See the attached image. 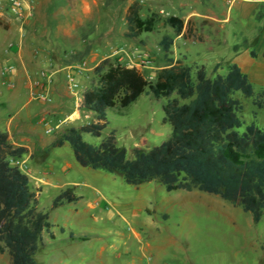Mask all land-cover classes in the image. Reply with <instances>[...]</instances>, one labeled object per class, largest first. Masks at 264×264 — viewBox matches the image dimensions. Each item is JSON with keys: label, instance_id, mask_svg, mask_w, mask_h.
<instances>
[{"label": "rangeland", "instance_id": "374dc122", "mask_svg": "<svg viewBox=\"0 0 264 264\" xmlns=\"http://www.w3.org/2000/svg\"><path fill=\"white\" fill-rule=\"evenodd\" d=\"M128 1L132 0H104L106 6L100 8L102 17L91 45L97 44V35L102 34L101 44L108 41V47L112 49L96 46L95 53L105 52L114 63L137 67L151 81L157 70L177 60L187 65L204 66L211 77L225 74L227 66L235 63L247 74L254 96L264 91V59L261 56L264 49V0H139L141 17L155 11L163 16L194 19L204 41L191 42L176 36L169 50H164L159 42L164 34L173 35V32L161 23L153 32L143 33L136 40L120 34L126 28L124 10ZM80 4L77 0L78 7ZM41 11L43 19L37 28L41 35L40 48L55 42L64 32L77 33L74 28L76 16L68 2L50 0ZM8 28L0 17V31L5 35ZM93 28H86L80 36L87 38ZM120 43L131 47H121ZM251 51L256 57H251ZM8 67L12 68L10 72H6ZM1 69V77L6 81L15 71L11 63ZM93 77L91 72L89 83ZM1 79L0 89L6 95L8 89ZM16 91L19 93L17 100L10 105H0L1 131L10 116L24 113L22 105L28 99L39 101L26 94L27 89ZM234 96L243 106L239 114L243 125L237 130L243 132L251 122L264 129V107L259 108L254 104V98H244L239 92ZM164 102L165 99H155L146 92L123 114L108 110L107 126L100 137L81 133L82 139L98 146L113 131L117 145L125 148L127 157L133 159L138 151L148 150L169 138L171 126L163 122ZM34 103H30L31 108ZM52 117L51 122L38 113L31 119V124L22 125L24 129L39 126L40 135L30 130L17 131V117L12 120L8 128L12 142L21 143L18 139L29 138L27 145L32 155L12 159L11 163L29 177L34 190H39L38 209L48 213L57 238L78 234H98L101 238L67 246L63 251L39 247L35 257L38 264H100V261L103 264H127L132 257L135 264H148L152 258L157 264H264V214L254 224L249 213L215 195L198 190L167 192L157 181L131 186L120 174L81 167L68 143L52 148L51 141L68 127L91 122L92 113L73 103L56 110ZM47 129L51 132L47 133ZM73 185L81 196L80 201L51 208L53 199ZM90 204L94 208H89ZM145 221L157 233L152 238L161 248L156 249L152 257L147 252L134 251V246L126 251V245L133 242L131 230L137 231ZM139 232L142 238L146 237ZM101 246L104 250L100 251ZM0 264H9L6 253L0 254Z\"/></svg>", "mask_w": 264, "mask_h": 264}, {"label": "trees", "instance_id": "16d2710c", "mask_svg": "<svg viewBox=\"0 0 264 264\" xmlns=\"http://www.w3.org/2000/svg\"><path fill=\"white\" fill-rule=\"evenodd\" d=\"M124 1V0H121ZM108 2V1H107ZM108 4V3H107ZM142 5L132 0L125 12L124 37L136 40L153 32L161 23L172 30L159 45L169 50L174 37L203 42L193 18L163 16L152 11L141 17ZM90 46L70 55L66 64L82 62ZM251 57L256 53L251 51ZM264 59V49L261 54ZM93 79L82 93L80 107L93 115L91 122L68 127L52 142V148L68 143L75 161L84 168L120 174L131 186L157 181L167 192L198 190L215 195L249 213L254 224L264 214V129L251 122L243 132L239 114L241 102L235 98H254L264 107V91L254 96L245 72L235 63L223 75L209 76L204 66L187 65L181 60L156 71L148 80L140 69L114 63L109 57L94 68ZM165 99L163 122L170 124L169 138L148 150H140L133 159L116 143L114 132L98 146L83 141L81 133L100 137L107 126L108 110L125 113L142 94ZM27 148L13 146L8 133L0 131V254L6 253L9 264H38L36 254L43 234L52 225L48 213L38 209V191L29 177L11 160H20ZM74 187L62 190L51 208L80 200Z\"/></svg>", "mask_w": 264, "mask_h": 264}, {"label": "crops", "instance_id": "0c3cea01", "mask_svg": "<svg viewBox=\"0 0 264 264\" xmlns=\"http://www.w3.org/2000/svg\"><path fill=\"white\" fill-rule=\"evenodd\" d=\"M49 1L50 0H28V3L34 9L33 18L25 22H20L14 16L6 15L5 17H3V21L8 25L9 28L5 35L0 31V73L2 70L1 67L6 64L11 63L15 67V71L9 74L7 81L4 80L0 74V79L2 78L4 80L1 83L4 84L8 89V94L6 95L3 89H0V105H10L11 102H14L19 97V93H17L16 90L19 89L23 92L28 88L34 90L43 89V91L47 92L48 96L52 100L50 104L43 105L39 103L40 101H29L28 99L25 104L22 105L24 113L10 116L5 122V128L4 130H2V132L8 133L9 142L13 146H23L27 148L28 152L26 154V157L32 155V151L27 145V142H29V138L18 139V141H20L21 143L12 142V137L8 131L12 120L17 117V121L15 122L17 131L30 130L32 133L40 135L42 133V130L39 129V126H37L36 129L31 126L25 127L26 129H24V126L22 127V125H29V123L31 124V119L35 118L38 113L42 114L47 120L52 122V113H56V110H59L61 107H69L73 105V103H78L80 105L82 93L89 87L90 84L88 81L89 74L94 71L95 66L102 59L109 57V54H106L105 52L104 54H99L97 52L95 53V47L99 46V48L103 47L104 49H112L108 47V41H106L104 44H101L102 34L97 35L99 38V42L97 44L91 45L92 41L94 42L93 36H95L94 34L96 32V27L100 23L102 17L100 8L106 6L104 0H80L81 4L79 5V7L77 6V0H64L69 3L72 11L74 12L73 14L76 16L74 28L77 29V33L72 34L69 32H64L63 36L57 38L52 44H50L46 48H40L38 42L41 39V35L38 34L37 28L41 24L43 19L41 10L47 7ZM131 2L132 1H128L125 7L124 18L126 9ZM54 14L57 16L59 15L57 13ZM181 17L184 18L183 16ZM89 27H94L92 29V33L90 32L91 34L88 35L87 38L85 37L83 39L80 36V33H83V30H85L86 28L88 29ZM125 30L120 33L123 37ZM8 38L9 40L7 43ZM9 43H12V48L10 49L7 48ZM87 45L90 46V51L88 56L82 61L84 66L79 67V64L81 62L72 64L65 63V60L70 55L78 51H82ZM119 45L121 47H131L126 43H120ZM89 61L91 63L90 66ZM73 70L76 71L75 76L78 86L75 90L70 92L66 87L65 76L67 72ZM9 81L11 83H14L13 88L8 87ZM32 102L35 103L34 107L31 108L30 103ZM52 109H54L55 111H53ZM71 187L76 188V186L74 185ZM89 208H94V205L90 204ZM142 224L143 227H138L139 229L137 231L135 229L131 230L130 239H132L133 242H131L132 245H126V251H130L132 246H134V251L138 250L140 252H147L152 257L156 249H159V247H157V243L155 244L154 242V238H152L157 233L153 231L152 227L147 225L146 221L142 222ZM60 231L62 234L64 233L62 229H60ZM139 231L143 232L146 237L142 238ZM55 235L56 234L53 230L52 225L49 232L43 234L42 245L40 247L47 249L56 248L60 249V251H63L67 246L71 247L73 244L81 243L94 237L101 238V236L98 234H78L76 237L64 236L60 239ZM69 235H71V233H69ZM101 250H104V246H101L100 251ZM134 259V257L129 259L127 261V264H135ZM100 264H103V262L100 261ZM148 264L157 263H155L152 258V260L148 262Z\"/></svg>", "mask_w": 264, "mask_h": 264}, {"label": "built area", "instance_id": "2783aa9c", "mask_svg": "<svg viewBox=\"0 0 264 264\" xmlns=\"http://www.w3.org/2000/svg\"><path fill=\"white\" fill-rule=\"evenodd\" d=\"M6 15H12L18 21L25 22L33 18L34 9L28 3V0H0V17H5ZM8 48L9 49L12 48V43H9ZM79 65H80L79 67L84 66L83 62H81ZM11 69H12L11 67H8L6 69V72H10ZM75 72L76 71L74 70L69 71L65 76L66 87L70 92L75 90L78 86ZM8 87L13 88L14 87L13 83L9 82ZM26 94L39 101H43L47 103L51 102V98L41 90H34L28 88ZM46 132L50 133L51 129H47Z\"/></svg>", "mask_w": 264, "mask_h": 264}]
</instances>
